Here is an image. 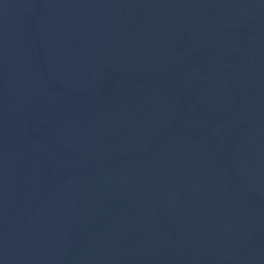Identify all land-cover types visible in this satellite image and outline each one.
Instances as JSON below:
<instances>
[{
    "label": "water",
    "instance_id": "water-1",
    "mask_svg": "<svg viewBox=\"0 0 264 264\" xmlns=\"http://www.w3.org/2000/svg\"><path fill=\"white\" fill-rule=\"evenodd\" d=\"M0 264H264V0H0Z\"/></svg>",
    "mask_w": 264,
    "mask_h": 264
}]
</instances>
